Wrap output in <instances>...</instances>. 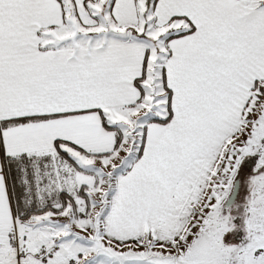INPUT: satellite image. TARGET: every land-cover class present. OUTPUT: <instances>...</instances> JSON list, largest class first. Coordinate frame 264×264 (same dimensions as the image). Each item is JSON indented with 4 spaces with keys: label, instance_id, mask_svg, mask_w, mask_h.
Here are the masks:
<instances>
[{
    "label": "snow or ice",
    "instance_id": "6c2138e0",
    "mask_svg": "<svg viewBox=\"0 0 264 264\" xmlns=\"http://www.w3.org/2000/svg\"><path fill=\"white\" fill-rule=\"evenodd\" d=\"M0 264H264V0H0Z\"/></svg>",
    "mask_w": 264,
    "mask_h": 264
}]
</instances>
